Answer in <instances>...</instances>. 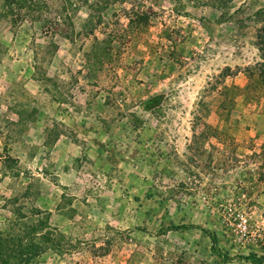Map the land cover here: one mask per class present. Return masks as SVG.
Segmentation results:
<instances>
[{"label": "rangeland", "instance_id": "374dc122", "mask_svg": "<svg viewBox=\"0 0 264 264\" xmlns=\"http://www.w3.org/2000/svg\"><path fill=\"white\" fill-rule=\"evenodd\" d=\"M13 1L10 263L256 264L240 256L264 255V0Z\"/></svg>", "mask_w": 264, "mask_h": 264}, {"label": "trees", "instance_id": "16d2710c", "mask_svg": "<svg viewBox=\"0 0 264 264\" xmlns=\"http://www.w3.org/2000/svg\"><path fill=\"white\" fill-rule=\"evenodd\" d=\"M211 1V0H210ZM215 2H219L218 4H220L221 6L224 5V2L222 3V0H212ZM35 2H37V0H14L13 3L16 4L17 6L15 7V9H13V11H16V9L18 8H28L29 10H33L34 8L31 6V4H34ZM197 3H202L204 5H209V3H205L204 0H197ZM258 11H260V13H264V7L260 8ZM25 14L20 15L19 17H23ZM264 30V27L262 28ZM12 246H14L12 244ZM10 247L8 245V239L3 236L2 232H0V263L1 264H11L9 257H6V253L9 250H12L13 247ZM242 259L256 263V264H261L264 262V255L263 256H257L256 254H249V255H242L240 256ZM7 258V259H6Z\"/></svg>", "mask_w": 264, "mask_h": 264}, {"label": "built area", "instance_id": "2783aa9c", "mask_svg": "<svg viewBox=\"0 0 264 264\" xmlns=\"http://www.w3.org/2000/svg\"><path fill=\"white\" fill-rule=\"evenodd\" d=\"M242 225L246 226V224H244V223Z\"/></svg>", "mask_w": 264, "mask_h": 264}]
</instances>
